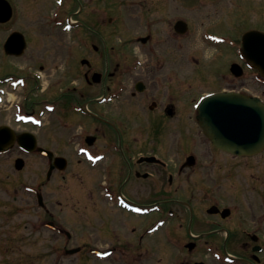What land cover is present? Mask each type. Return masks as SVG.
<instances>
[{"label":"flooded vegetation","instance_id":"af4514ba","mask_svg":"<svg viewBox=\"0 0 264 264\" xmlns=\"http://www.w3.org/2000/svg\"><path fill=\"white\" fill-rule=\"evenodd\" d=\"M126 1L42 0L55 15L45 25L69 36H25L37 68L0 80L9 103L0 108V264H59L70 251L84 264H264V150L221 151L196 112L207 94L246 89L225 73L228 86L200 93L199 58L172 46L191 32L186 9ZM246 4L264 18V0ZM214 7L223 14L221 3ZM46 113L55 115L47 133ZM253 165L260 180L246 178ZM68 178L74 190L62 194ZM83 201L87 213L77 212ZM66 215L119 233V243L78 242Z\"/></svg>","mask_w":264,"mask_h":264},{"label":"rangeland","instance_id":"374dc122","mask_svg":"<svg viewBox=\"0 0 264 264\" xmlns=\"http://www.w3.org/2000/svg\"><path fill=\"white\" fill-rule=\"evenodd\" d=\"M246 1L247 0H172L174 9L175 7L186 9L187 19L192 27L191 32L185 40L183 38L184 41H177L175 39L172 41L173 51H186L199 58L198 62H195V67H197L196 69H201L205 72L204 90L200 93L210 92L228 86L231 80L228 76H223L226 73L225 67L227 62L239 63L238 53H234L229 48L228 51L226 46L220 50L222 55L218 53L221 48V43L233 42L235 39H237L238 42L239 37L241 38L242 34L248 30H255L264 33V18L262 14H254L255 10L253 8L245 10L248 8ZM248 1L257 6L263 5V0ZM8 2L13 9V17L8 23L0 25V79H3L4 76L9 74H27L30 73L28 71L37 68V65H35L33 61L28 60L31 56L30 51L26 52L23 57L18 59H10L3 54L2 45L11 32L18 31L24 33V36L41 34L45 36H56V38H58V36H69V33L62 32L61 27L60 29H55L51 26L50 29L45 25V21L54 19L53 17L55 15L49 5L46 7V12L44 13L45 4L42 3V0H8ZM125 3H128V1L125 0ZM218 3H221L224 9L220 14L226 13L230 10L229 14H222L217 17L214 5ZM234 13L235 15H233ZM254 17L257 18L254 19ZM207 27L213 28V33H208L209 36L205 35L208 30ZM61 32L63 34H58ZM32 45L37 46L39 44ZM53 62L52 59L46 58L45 66L47 68H55L56 63L53 64ZM67 62L68 61L62 57L59 58L58 65H60V70L67 67ZM242 69L243 76L234 79L236 87L239 88L242 85L243 88H246L248 93L257 95L264 100V97L261 95L262 83L260 77L255 71L247 70L244 67H242ZM190 73L193 72L190 71ZM43 82L44 86L51 83L48 81L46 82L45 80H43ZM52 84H54V82H52ZM19 93L21 92H18V94ZM5 100H7V97L4 95V97H2V101L4 102L0 104V108L4 109V104H9L5 102ZM53 121H55V115L46 113L44 117V122L46 123L45 133L52 128ZM251 169L252 176L246 178L249 180H260V166L256 167V165H253ZM237 178L243 177L238 176ZM63 182L64 181H62V183ZM66 182H68V184L66 186L63 185L64 188L60 189L62 194L74 190V181L71 182L68 178V181L66 180ZM48 191L51 192V189H48ZM28 210L33 212L32 207H29ZM88 210L89 204L86 201H83L77 212L81 211L87 213ZM97 211L104 217H115V214L117 213L115 209L108 205H98ZM73 217L75 216L73 215ZM65 222L71 226L72 232L76 234V240L80 243L89 245H116L119 243V233L117 232L115 234L114 232L107 233L105 231H97V229H89L85 225H78L77 223L73 224L71 218L67 215L65 217ZM156 249V261L158 262V260L161 259L163 262V254H166L165 250L160 249L159 247ZM84 257L85 256L82 253L72 256L62 255L59 264H84L81 263V260H84Z\"/></svg>","mask_w":264,"mask_h":264},{"label":"water","instance_id":"95a60500","mask_svg":"<svg viewBox=\"0 0 264 264\" xmlns=\"http://www.w3.org/2000/svg\"><path fill=\"white\" fill-rule=\"evenodd\" d=\"M11 16L10 4L0 0V23L8 22ZM25 46L22 34L14 32L7 38L4 51L7 55L20 56ZM240 52L248 63L264 74V33L246 32L242 36ZM230 71L236 77L242 75L237 64H232ZM197 118L204 135L222 151L251 156L264 149V104L257 97L235 93L206 97L198 107Z\"/></svg>","mask_w":264,"mask_h":264}]
</instances>
